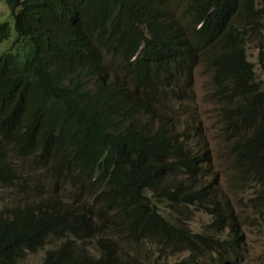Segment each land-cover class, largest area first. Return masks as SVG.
<instances>
[{"label": "trees", "instance_id": "obj_1", "mask_svg": "<svg viewBox=\"0 0 264 264\" xmlns=\"http://www.w3.org/2000/svg\"><path fill=\"white\" fill-rule=\"evenodd\" d=\"M0 2L20 45L0 54V264H241L264 231V0Z\"/></svg>", "mask_w": 264, "mask_h": 264}, {"label": "rangeland", "instance_id": "obj_2", "mask_svg": "<svg viewBox=\"0 0 264 264\" xmlns=\"http://www.w3.org/2000/svg\"><path fill=\"white\" fill-rule=\"evenodd\" d=\"M4 22L10 24L11 32L9 39L0 44V54L14 53L17 47L20 48V45L13 44L15 40V34L12 28V18L9 16V11L4 2H0V23ZM246 49L248 59L254 62L257 52L256 43L252 41L248 42ZM114 56L115 55H107L104 57V61L106 62V76L107 78L116 76L117 78L121 77L123 79L121 60L117 56ZM197 69L195 71L192 88V97L195 105L189 108V110L199 111L198 116H200L202 119L206 118L204 122L207 125H211L214 122L212 117V109L215 104L205 99L208 91V77L207 75L201 73V68H199L200 70ZM188 103H190V101ZM209 139L211 140V144L215 146L213 144L212 136H210ZM231 169L232 166L230 163L224 159H222V161L219 162V165L215 167V170L221 175V185L224 183L226 177L230 174ZM238 195L244 198L247 197L246 194ZM230 197L232 196L230 195ZM3 203L4 201L0 200V205ZM208 221L209 219L206 216L196 214L188 221V223L190 228L198 231L202 230ZM244 234L246 239V254L244 255L243 262L241 264H264V231H261L255 227L247 226L244 228ZM43 253L44 251L42 250H38L35 253H27L22 259L18 261V264H40Z\"/></svg>", "mask_w": 264, "mask_h": 264}, {"label": "bare ground", "instance_id": "obj_3", "mask_svg": "<svg viewBox=\"0 0 264 264\" xmlns=\"http://www.w3.org/2000/svg\"><path fill=\"white\" fill-rule=\"evenodd\" d=\"M254 8H255V7H254ZM153 35H154V34H153ZM151 36H152V35H151ZM157 39H158V38H157ZM261 41H262V40H261ZM237 42H238V41H237ZM162 44H163V43H162ZM160 46H162V45H160ZM242 48H243V47H242ZM176 49H177V48H176ZM243 49H244V48H243ZM260 49H261V48H260ZM216 54H217V53H216ZM132 58H133V57H132ZM131 63H132V62H131ZM206 66H207V65H206ZM199 68H200V67H199ZM199 68H198V69H199ZM198 69H197V70H198ZM199 70H200V69H199ZM202 70H203V69H202ZM202 70H201V71H202ZM194 72H195V71H194ZM176 76H177V75H176ZM194 76H195V75H194ZM178 77H179V76H178ZM173 78H174V77H173ZM195 83H196V82H195ZM161 88H162V87H161ZM139 89H140V88H139ZM139 89H138V90H139ZM173 89H174V88H173ZM133 90H134V89H133ZM175 90H176V89H175ZM142 91H144V90H142ZM175 94H176V93H175ZM135 97H136V96H135ZM140 98H141V97H140ZM158 99H159V98H158ZM139 100H140V99H139ZM142 100H143V99H142ZM154 103H155V102H154ZM171 106H172V105H171ZM173 107L175 108L176 106H173ZM172 109H173V108H172ZM173 110H174V109H173ZM171 114H172V113H171ZM162 122H163V121H162ZM162 122H161V123H162ZM163 137H164V136H163ZM167 137H168V136H167ZM248 168H249V167H248ZM230 200H231V199H230ZM171 207H172V206H171ZM178 207H179V206H178ZM178 209H179V208H178ZM179 212H180V211H179ZM179 212L177 211V213H179ZM200 226H201V225H200ZM203 233H204V232H203ZM129 253H130V252H129ZM123 255H124V253H123ZM122 259H123V257H122Z\"/></svg>", "mask_w": 264, "mask_h": 264}]
</instances>
